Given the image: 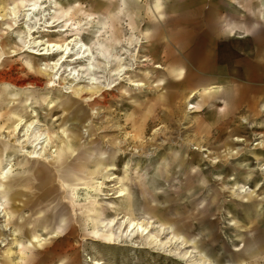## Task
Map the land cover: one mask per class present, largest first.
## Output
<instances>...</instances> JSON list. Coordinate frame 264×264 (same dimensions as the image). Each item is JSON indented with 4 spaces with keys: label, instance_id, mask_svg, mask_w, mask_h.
Segmentation results:
<instances>
[{
    "label": "rangeland",
    "instance_id": "374dc122",
    "mask_svg": "<svg viewBox=\"0 0 264 264\" xmlns=\"http://www.w3.org/2000/svg\"><path fill=\"white\" fill-rule=\"evenodd\" d=\"M32 1L0 0V165L15 182L40 167L29 177L50 175L54 195L35 211L0 197L10 213L0 264H264V21L241 38L208 12L236 18L226 0H38L27 10ZM74 35L95 56L96 84L74 54L57 73L62 53L37 54ZM19 118V136L36 121L30 143L50 138L56 168L27 162L30 143L12 144Z\"/></svg>",
    "mask_w": 264,
    "mask_h": 264
},
{
    "label": "bare ground",
    "instance_id": "6f19581e",
    "mask_svg": "<svg viewBox=\"0 0 264 264\" xmlns=\"http://www.w3.org/2000/svg\"><path fill=\"white\" fill-rule=\"evenodd\" d=\"M38 3V0H34L32 2H30L29 4H27L28 8L27 10H35L37 8V4ZM3 18V17H1ZM66 29H59L57 31H65ZM30 32V29H28V33ZM31 34V32H30ZM43 45V48L40 50V52H38L37 54L39 56H49L51 54H53L54 52H59V53H62V55L59 56V58L56 60V62L52 63V65L50 66V69L55 71L54 73H57L58 70L60 69V66L62 64V62H64L68 57H70V54H74V57L73 58H68L69 61H75V60H83L85 61L87 64L86 66H83L81 67L82 70H85L87 71V73H89V80H88V84L92 85V84H96V77L94 76L93 72L95 70V66L93 64L94 60H95V56L93 54V52L90 50V48L83 42L80 41V38L76 35L72 36L68 41L66 42H63V43H53V42H47V43H44L42 44ZM75 49V51L73 52L72 49ZM32 52V51H31ZM33 53V52H32ZM58 53V54H59ZM102 55V53H101ZM63 60V61H61ZM91 61V62H90ZM79 64V63H78ZM82 64V63H81ZM80 65V64H79ZM107 69H108V64L106 63V66ZM153 68H156V69H159L161 68L159 65H154ZM15 70V69H14ZM4 73V72H3ZM122 75V74H121ZM120 75V77H121ZM19 76V75H18ZM73 76H71L72 78ZM24 78V77H23ZM59 78V77H58ZM11 79V78H10ZM13 79V78H12ZM17 79V78H15ZM19 79V78H18ZM30 79V78H29ZM59 80V79H58ZM2 81V80H1ZM18 81V80H17ZM21 81V80H20ZM24 81V80H23ZM26 81V80H25ZM53 81H50L48 84H52L53 85ZM6 83V82H5ZM22 83V82H21ZM18 84V83H17ZM119 84V83H118ZM37 85V84H36ZM130 85L131 86H134L136 88H146V84L142 83V82H135L134 80H131L130 82ZM14 87V86H13ZM114 87V86H113ZM87 94V93H86ZM8 93H5V95H3V97L5 99H7L9 96ZM101 96V95H100ZM99 96V97H100ZM102 97V96H101ZM103 99V98H102ZM91 100V99H89ZM97 103V102H96ZM104 103V102H103ZM194 108V105L191 104L189 105V109H192ZM23 120L19 118V121L14 125V128L12 129V131H7V133H10L13 135V139L14 142H12V144L14 146H17L21 149L24 148L23 144L25 145L27 142L28 144L30 143V134H31V131L33 128H30V126L32 124H34V126H38L39 124L36 122V121H33L31 122L30 124H28L25 128V132L19 136V132L21 131L22 127L24 126L25 122L22 123ZM11 126V125H9ZM1 130V129H0ZM3 130V129H2ZM4 132V130L2 131ZM42 134H38L33 141H31L30 145H32L34 147V149L32 151H28L25 153V159H29V160H26L27 162L29 163H33L32 160H35L37 161L38 160V163H41L42 162H45V163H48L49 165H51L52 167L56 168V165L54 164V159L52 158V155H49L48 154V150H47V146L49 145L50 143V138H46V136L44 137H41ZM243 139L241 138H236V141H242ZM70 142V141H69ZM71 143V142H70ZM81 143V142H80ZM41 144V145H40ZM51 144V143H50ZM69 148L71 149V147L69 146ZM194 149L196 150H200L202 149L201 151H203V148H200V147H195ZM38 150H41V154L37 151ZM61 150V149H60ZM49 156V157H48ZM31 165V164H30ZM11 168H9V163H7L5 165V167H1L0 165V183L2 185V183L6 182V180L8 179V174H9V171H10ZM35 167H29L27 169V173H28V176L32 175L35 171ZM92 170V169H91ZM38 172V171H37ZM68 172V171H67ZM59 171L56 169V172L55 174H58ZM74 174V173H73ZM54 175V174H53ZM60 176H62V173H61V170H60ZM109 176V178H107V180H113L114 179V176L113 175H107ZM41 177V176H40ZM39 177V178H40ZM50 177V176H49ZM48 176H46V179H43L39 182L38 185H43V186H47V184H49V178ZM30 179V177L28 178H25L24 182L25 181H28ZM39 181V180H38ZM35 182V181H34ZM60 182V181H59ZM16 183H19L21 185L22 181L19 179L17 180L16 182L14 180H9V189L12 188L14 190V196L17 197L19 195H22L24 192H20L19 190H17L18 188H14L13 186L16 184ZM0 185V186H1ZM25 185V184H24ZM35 185V184H34ZM54 185V184H52ZM3 186V185H2ZM55 186V185H54ZM1 188V187H0ZM36 188V187H35ZM36 189H39L38 192L40 191V188H36ZM51 189L49 187H47V189H45L44 191V195L46 193H50ZM126 193H125V190L120 188L118 191H117V195L116 197L117 198H121L122 196H124ZM26 195V194H25ZM71 195H73V193H71ZM70 198V199H69ZM69 198L67 199L68 203L70 204V209H71V214L76 216V208H75V204L72 200V197L69 196ZM31 199V198H30ZM39 200H42L43 201V197L39 196L37 198H35V201L38 202V204H40V201ZM24 201V199L22 200ZM50 200L47 201V203L49 202ZM29 203V202H28ZM21 204V203H20ZM17 211V210H16ZM0 248L1 246L4 247L6 246L7 244H9V239L7 237H5V232L6 231H9L10 227H8V224H6L5 222H10V213H8V211L6 210L5 206L0 202ZM2 219V220H1ZM136 230H141L144 231L145 230V227H142L140 224H138L136 221H129L128 222V229H135ZM15 233V232H14ZM37 239L38 238H34V241L33 242H37ZM40 244V243H39ZM9 247V246H8ZM8 249V248H7ZM92 264H102V262L100 261H94Z\"/></svg>",
    "mask_w": 264,
    "mask_h": 264
},
{
    "label": "crops",
    "instance_id": "0c3cea01",
    "mask_svg": "<svg viewBox=\"0 0 264 264\" xmlns=\"http://www.w3.org/2000/svg\"><path fill=\"white\" fill-rule=\"evenodd\" d=\"M228 2V6H230V8L235 11L237 13L236 18H232L230 19H226L223 18L222 16L218 15V11L217 9L212 10V8H209L208 12H213L211 13L214 17L216 16L218 18V22H217V27L221 30H223L225 32L226 35H236L237 37H241L243 38L244 35H249L251 31H253L255 28H258L261 26V22L264 21V0H226ZM119 10V9H118ZM210 17V16H208ZM226 19V21H225ZM212 23L210 22L206 24V27H211ZM261 32V31H260ZM262 35V32L259 33V35ZM253 44H254V40H253ZM247 50L251 49H247V48H237L236 51L238 52H246ZM155 65H159V64H155ZM160 66V65H159ZM161 67V66H160ZM162 68V67H161ZM159 68V69H161ZM169 73L173 74L177 80L182 81V79H184L183 74L184 71H182L181 69H170L168 71ZM209 83V82H206ZM218 87L215 85H206V87H202L203 92H207L210 89H217ZM200 91H197V89L192 90L188 97L189 98H194V96ZM194 104V103H193ZM198 108L197 105L194 104V109L196 110ZM246 108H248L249 112H252L251 110H253L255 108V105H251L249 107V104L247 103ZM193 110V111H195ZM7 151V146L5 144H1L0 145V153H3ZM29 167H35V171L32 174L33 176L41 174L42 173V169H40V167L37 166H32V164ZM38 171V172H37ZM23 174H25V177L20 178V180L22 181L20 186H26L28 189L34 191L31 196H27L25 195V193H23L22 195H19L17 197L14 196V190L12 188L9 189V179L6 180V182L0 183V197L2 198L3 196L7 197L8 200H12L14 202H18L21 203V207H25V205H29V203L34 204L33 210H37L36 208H39V205L41 204V202L44 201H48L49 199H52L54 193H46L44 195V190L47 189V187H50V185L52 184L51 182H49V184H47V186H43V185H38L39 182L45 178H39L37 177L36 179L32 180L31 178L28 181H25V178H28V173H27V169L24 170L22 172ZM28 176V177H26ZM45 176V175H42ZM46 176H50V175H46ZM51 177V176H50ZM39 180V181H38ZM35 181V182H34ZM49 181H52V177L50 178ZM38 183V184H37ZM25 184V185H24ZM35 184V185H34ZM40 188V191L38 192L39 189L36 188ZM19 190V188L17 189ZM20 192H22L21 190H19ZM25 195V197H23ZM43 197V201H40V204H38V202L35 201V198L37 197ZM28 198V199H27ZM31 198V199H30ZM24 199V201H22ZM29 202V203H28ZM2 203V202H1ZM49 203V202H48ZM19 207V208H21Z\"/></svg>",
    "mask_w": 264,
    "mask_h": 264
}]
</instances>
